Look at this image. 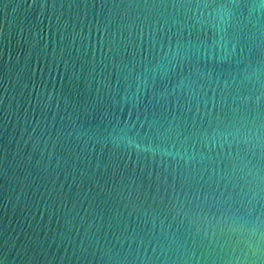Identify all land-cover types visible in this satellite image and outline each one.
I'll list each match as a JSON object with an SVG mask.
<instances>
[{"label":"water","instance_id":"1","mask_svg":"<svg viewBox=\"0 0 264 264\" xmlns=\"http://www.w3.org/2000/svg\"><path fill=\"white\" fill-rule=\"evenodd\" d=\"M0 264H264V0H0Z\"/></svg>","mask_w":264,"mask_h":264}]
</instances>
